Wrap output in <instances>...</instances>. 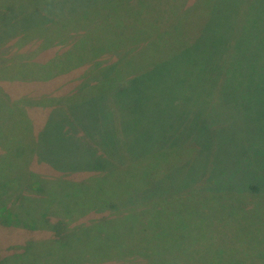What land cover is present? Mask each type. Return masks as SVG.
<instances>
[{
	"label": "rangeland",
	"instance_id": "rangeland-1",
	"mask_svg": "<svg viewBox=\"0 0 264 264\" xmlns=\"http://www.w3.org/2000/svg\"><path fill=\"white\" fill-rule=\"evenodd\" d=\"M216 1L223 0H0V84L10 99L28 100L26 111L33 121L29 134L33 133L38 148L31 158L16 160L10 154L7 160L17 163L9 177L22 182L27 170L49 174L50 179L67 171L71 177L81 178L113 170L106 184H117L128 176L134 188H143L140 192L147 198L177 196L175 192L180 190L176 204L160 205L161 220L154 219L152 213L137 219L146 221L150 233L157 234L145 241L147 264H264L263 205L257 202L246 208L245 216L243 209L222 220L201 216L206 211L213 213L218 204L223 209L236 201L243 206L250 204L244 196L236 199L237 193L250 186L264 192V0H227L221 26L207 17L208 3L211 7ZM98 2L106 7L93 9ZM117 16H126V24L117 22ZM95 28L110 33L113 50L131 54L115 75L102 68L101 76L96 77H114L109 81L121 78L128 87L117 85L108 93L100 89L103 87H93L97 83L94 76L83 73L90 68L86 63L57 75L71 63H93L85 43ZM223 30L230 32L228 38ZM195 31L203 50L220 47L227 39L235 43L230 48L238 63L235 74L221 71L224 65L219 64L217 71L222 77L215 76L210 72L212 64L188 61L179 62L173 71L169 66L152 65L148 77L131 82L146 68L136 57L153 41L168 45L169 51L163 50L167 54L180 53L185 48L181 35L187 38L190 34L193 39ZM115 54L102 55L103 62L108 58L115 64ZM102 66L104 63L94 69ZM41 97L44 101L51 98L53 107L40 105ZM5 103L3 96L0 105ZM4 121L0 116V140L7 136L1 132L7 131ZM109 135L113 136L111 150H115L110 155L101 152L107 148ZM17 138L23 139L21 135ZM175 144L192 149L170 152ZM120 146L135 151L122 153ZM162 148L167 150L165 157ZM151 151L157 154L145 160ZM69 153L77 166H70ZM126 162L135 163L134 173H117L116 166ZM156 162L157 167L151 169ZM108 166L116 168L106 169ZM164 181L168 184L162 186ZM22 188L15 189V197ZM182 188L198 194L191 191L192 199L181 198ZM59 191L57 186L54 192ZM7 196L16 205L23 202L9 193ZM198 196L201 202L195 205ZM172 205L187 206L194 216L168 218ZM122 207L117 203L108 210H93L79 220L85 222ZM135 221L125 222L121 230L133 227ZM13 223H0V259L18 246L24 249L29 240L41 250L40 240L50 239L51 232L46 233V229ZM137 251L134 246L133 259ZM89 264L130 262L123 258Z\"/></svg>",
	"mask_w": 264,
	"mask_h": 264
},
{
	"label": "trees",
	"instance_id": "trees-1",
	"mask_svg": "<svg viewBox=\"0 0 264 264\" xmlns=\"http://www.w3.org/2000/svg\"><path fill=\"white\" fill-rule=\"evenodd\" d=\"M98 3L99 4L93 6V9L97 7H106L104 3ZM228 4L227 0L221 2L216 1L212 3L211 7L208 3L207 17L213 21L215 26H221L224 24V22H222V16L224 10L228 7ZM184 14L183 17L187 18L188 13L186 14L184 11ZM161 17L162 16H160V18ZM104 18L105 17L102 16L101 20L104 21ZM126 18V16H117V22H120L121 25H125ZM181 20L182 22L190 23L189 19ZM195 32L197 33V31ZM229 33V31L223 30V34L226 38H228ZM180 41L183 42L182 44L185 48H183L180 53L173 51L171 54H167L163 51H169L168 45H159L156 41H153L148 49L146 48L141 55L136 57L137 61L139 59L142 63H146V68L139 71V73L142 74H137L136 77L131 78V82L134 83L137 79L148 77L150 75L149 73H151V70L149 71L148 69L152 65H163V67L169 66L173 71L179 62L188 61L212 64L210 72L215 76H221V73L219 74L217 71V69H219V64L224 65L223 68H221V71H232V73H236L235 69L238 64L236 62L237 58L235 53H232L233 51L230 50L235 43L230 40L227 39V41H224V44L220 47L207 50H203L200 47L198 33L194 35L193 39L190 38V34H188L187 38L185 34H182ZM113 42L114 39L109 32L106 33L95 28V31L89 32L85 43V51L93 63L89 64L88 61L71 63L57 75L69 72L70 70L77 68L79 65L86 63L90 65V68H86L83 73H86V76L88 77L94 76V82L97 83H94L93 87H103L100 89L104 91V93H108L110 89L114 90L117 85H120L123 88H126V86L128 87L129 83L124 81L120 82L121 78L109 81L108 79H113L114 77H108L106 79H104V76L100 78L96 77L101 76L100 74H102L101 71H103V69L115 75L121 65H124L131 58V54L127 51L118 49L113 50ZM96 51L99 53H96ZM109 52H116L114 59L117 60L114 62L115 64L109 63L108 58H106V62H103L104 56L102 57V55H108ZM182 57H185L186 59L183 60ZM224 57L226 60L220 62V59H223ZM136 60H133L132 58L133 63H136ZM102 63H104V66L99 70L94 69V67H98ZM231 67L235 69L231 70ZM190 77L194 79L193 76ZM220 88L221 87L219 86V89ZM221 89L225 91V87H222ZM102 91L99 92L103 94ZM6 93L7 92L0 84V104L3 96L6 100L4 105H0V116L5 117V128H7V131L1 130L4 136L7 135L6 139L0 140V146H4V156L0 159V161L2 160V163L0 162V184L4 183L0 185V223L7 220L11 223L14 222L11 225H18L30 229H46V233L48 230L51 234L49 241H47V238L40 240V243L42 244L41 250H37V246L35 247V244L29 240L26 242L24 249L18 246L16 249L11 250L7 255L2 256L0 264H89L106 260H122L123 258H127V261H129L130 264H132L131 260H134L137 264H147L145 261V255L149 249L145 248V241L150 235L156 236L157 234L150 233V227L148 223L146 224V221L140 223L137 219H146V214L149 216V214L152 213L155 216L154 219L159 218L161 220L159 210L160 205L163 203H167V205L169 203L176 204L175 198L179 197L180 190H176L177 192H175V194L177 196L169 194L166 196L159 195L147 198V195L143 196L140 192L143 188H134L133 182L128 180V176L120 178L117 184H106V179L112 178L114 173L113 170H110L108 174L98 173L89 177L86 176L81 178H73L68 175L69 172L67 171L50 179L48 177L49 174H40L34 170H27L29 161L25 165L24 170H27V175L22 182H20L18 178L9 177L10 172L14 171L13 168H15L17 163H14L13 160H7L10 154H13V157L16 160H20L24 157L31 158L38 148L33 133L29 134L33 126V121L27 115L26 111L28 100H12L10 99V96H6ZM99 96L102 95L99 94ZM41 98L43 104H36L44 106L50 104V108L53 107L51 106V98L48 101H44L46 98ZM18 102L19 104L17 105ZM20 135L23 137L21 141L17 138ZM112 137L113 136L111 135L108 136L109 143H107V148H102L101 152L106 151L108 155H110L111 152H115V150H111L113 147V143L110 142ZM25 140H28V142L25 143ZM175 145H177V147L173 149L170 148V152H173V150L180 151L181 148L183 150L192 149L179 144ZM120 150L122 153H134L133 151H135V148L120 146ZM162 151L166 153L167 150L162 148ZM155 154H157L156 151H151L145 160L154 157ZM167 155L168 154L166 153L164 157ZM71 156V153L67 155L70 166H77V164L71 162ZM116 167H119L116 170L117 173H122L123 171L134 173L135 163L126 162L125 164ZM116 167L108 166L106 169ZM156 167L157 162L151 169H155ZM158 170L159 168H157V171ZM164 171L168 172V169H164ZM91 182H94L95 185H91ZM165 182L166 181L161 183V185L164 186L168 184ZM16 186L21 188L23 186L22 189L25 190L26 193L21 189L19 196L15 197ZM57 186L60 189L59 193L54 192V189L57 188ZM250 187L243 189V192L237 193L236 195L237 200L238 198L243 199V196L247 199L249 198L250 204L247 202V205L243 206V203L236 201L232 202L230 206L224 209L218 204L217 210H214L213 213L206 211V213L203 212L204 214L201 216L204 218L207 217L210 220H222L233 217L235 215L234 211L237 212L240 209H243V216L247 215L246 208L256 205L257 202L264 206V192L259 191L255 186ZM191 191L198 194V191L196 190L182 188L181 198H191L189 196ZM7 193H9L11 197L23 201L24 208H21L22 203L20 205L11 203ZM138 198H141V200L139 201ZM137 201L139 203L134 204ZM48 202L51 204H47ZM200 202L201 199L198 196L195 205H200ZM117 203L123 204L124 207L115 209L114 211L112 210L105 215L89 218L85 222L79 220L81 216L87 215L93 210L107 209L113 207V205ZM172 210L173 211L168 213V218H185L189 217V215L194 216L190 213V209L187 206L180 208L178 205H172ZM17 214H19V216ZM135 219L136 221L133 227L131 225L128 229L121 230V227H123L125 222ZM134 246L137 247L138 251L133 259L132 254ZM154 263L155 261H150V264Z\"/></svg>",
	"mask_w": 264,
	"mask_h": 264
}]
</instances>
